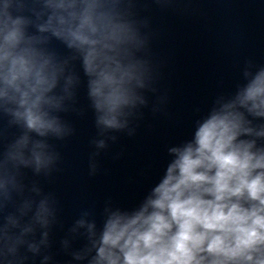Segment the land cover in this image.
<instances>
[{"label": "clouds", "instance_id": "9594fccd", "mask_svg": "<svg viewBox=\"0 0 264 264\" xmlns=\"http://www.w3.org/2000/svg\"><path fill=\"white\" fill-rule=\"evenodd\" d=\"M120 3L4 0L0 5V116L8 118L7 128L22 130L0 160V213L11 203L21 166L40 173L58 158L43 138L65 134L53 113L72 95L75 78H66L65 95L55 92L64 66L48 49L53 38L82 60L102 130L123 129L125 110L137 100L144 103L135 89L145 87L146 68L132 51L143 41L133 22L124 19ZM244 77L231 100L197 121L191 140L168 148L172 159L164 175L137 209H106L99 235L95 222L77 221L87 227L89 245L76 259L90 256L89 264H264V123L255 122L264 121V67L246 70ZM31 207L25 202L21 215ZM52 214L45 197L33 220L47 227ZM5 220L0 259L23 264L26 257L18 255V248L33 228L22 227L13 214ZM12 228L20 229L19 235ZM28 250L37 253L39 247L29 243Z\"/></svg>", "mask_w": 264, "mask_h": 264}]
</instances>
